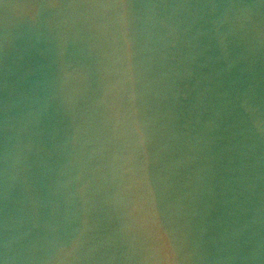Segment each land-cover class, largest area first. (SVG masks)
<instances>
[{"label": "water", "instance_id": "95a60500", "mask_svg": "<svg viewBox=\"0 0 264 264\" xmlns=\"http://www.w3.org/2000/svg\"><path fill=\"white\" fill-rule=\"evenodd\" d=\"M0 264H264V0H0Z\"/></svg>", "mask_w": 264, "mask_h": 264}]
</instances>
